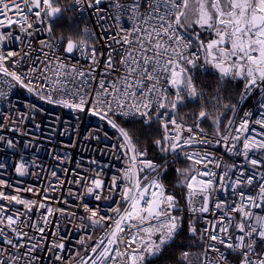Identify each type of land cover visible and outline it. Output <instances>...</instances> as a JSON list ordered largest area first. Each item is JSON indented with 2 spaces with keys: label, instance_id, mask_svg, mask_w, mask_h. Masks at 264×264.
I'll list each match as a JSON object with an SVG mask.
<instances>
[{
  "label": "snow or ice",
  "instance_id": "6c2138e0",
  "mask_svg": "<svg viewBox=\"0 0 264 264\" xmlns=\"http://www.w3.org/2000/svg\"><path fill=\"white\" fill-rule=\"evenodd\" d=\"M104 2L74 0L81 14L85 8L92 9L97 23L113 18L104 15ZM145 4L147 11L142 12ZM108 6L114 10L116 32L103 37L106 50L101 52L99 39L87 26L75 38L55 34L54 22L65 11L57 0H17L11 5L0 0V83L9 90L19 86L41 101L71 110L77 123L81 114L106 122L118 133L119 142L113 148L123 150L117 159L123 158L126 166L107 183L101 172L74 181L84 185L76 199L86 195L96 201H113L105 215L99 207L83 203L88 226L104 233L91 244V234L79 240L83 253H73L75 264H148L185 227L191 237L206 242V264H229L221 247L236 253L238 264H264V215L253 211L264 208V131L250 128L251 112H244L239 121L229 119L222 131V113L213 115L204 107L206 93L192 71L210 67L221 82L244 81L241 103L253 89L264 93V0H132L131 4L108 0ZM122 18L130 22V28L124 27ZM38 33L47 38L35 48ZM10 45H18L19 50ZM34 52L39 54L33 56ZM101 57L103 70L97 73ZM81 58L89 63L82 65ZM216 92L208 102L230 107L235 116L237 106L222 103L220 89ZM7 95L0 89V97ZM190 101L201 104L193 125L180 115L181 107ZM28 107L40 110L35 104ZM259 108L264 110V102ZM116 117L138 122L165 162L145 159L147 147L140 150L139 136L132 135L135 130L122 127ZM260 117L252 123L264 129V111ZM205 121L211 122L212 138L203 126ZM6 143L15 146L12 140ZM213 145L242 161L224 163ZM169 157L187 162L186 167L175 169L179 177L175 186L183 190V204L162 179ZM15 172L20 177L29 175L28 163L22 159ZM105 191L118 199L104 195ZM26 193L38 194L21 180L0 179V242L16 249V254L4 258L6 249L0 247V264H39L38 251L52 254L58 250L61 254L55 260L66 264L65 237L48 248L39 241L29 245L34 238L24 231L26 222L21 217L28 216L37 202L27 199ZM15 204L23 205L25 211L12 212ZM38 207L46 209L43 223L47 225L53 210L44 203ZM59 211L66 214L64 209ZM199 221L203 228L197 227ZM26 226L45 232L30 217ZM209 252L216 255L208 257ZM188 257V252L181 253L182 260Z\"/></svg>",
  "mask_w": 264,
  "mask_h": 264
},
{
  "label": "built area",
  "instance_id": "2783aa9c",
  "mask_svg": "<svg viewBox=\"0 0 264 264\" xmlns=\"http://www.w3.org/2000/svg\"><path fill=\"white\" fill-rule=\"evenodd\" d=\"M6 2L11 5L16 3L17 0H6ZM120 2L131 4L132 0H120ZM73 4L76 16L85 20L84 24L79 25L78 21H74L72 18L73 12L66 13L68 20L73 24V28L78 26L81 34V30L87 26L95 33V38L100 41L97 44L98 49L104 52L106 50V42L103 37L105 35H114L116 32L114 10L109 8L108 0H105L102 5L103 8L107 9L104 15L107 17L111 14L113 18L105 19L100 21V23H97V17L92 9L85 8L83 14H81L80 6L76 5L74 0ZM61 7L65 10L67 9L65 4H62ZM141 11H147L146 4ZM157 11L160 10L157 9ZM121 23L126 28L131 26L126 18H122ZM37 27L40 26L38 25ZM105 28H110V31L105 33ZM55 34L60 36V34ZM63 36L68 37V35L64 34ZM46 38V34L38 33L34 41V47L39 48V41ZM9 47L13 50H19L18 45H10ZM114 47L119 46L114 45ZM38 54V52H34L33 56ZM116 59L118 60L119 57L117 56ZM103 60L104 58L101 57L97 73L103 70ZM71 62L74 63L75 59ZM80 63L87 65L89 62L81 58ZM207 68L215 72L214 69ZM235 81L244 83L242 80ZM0 89L8 93L6 98L0 97V137H4V140L0 141V164L4 166L0 168V179L9 182L21 180L25 186H32L38 193L25 194L27 199L36 201L37 204L33 207L32 212L28 213V216L21 217V220L26 222L24 231L27 232L29 237L34 238L28 241L29 245L39 241L45 248H48L52 242L63 236L66 238V249L62 255L66 264H75L73 253L76 251L83 253V247L79 244V240L91 234L93 239L88 241V244H91L104 233L102 229L94 230L88 226L89 222L86 219L87 214L83 211V203H87L92 208L99 207L100 214L105 215L108 214L107 210L112 206L113 201L103 199L96 201L94 197L86 195L83 196L82 200L76 199L75 196L77 194L84 192V185L83 183H74V181L79 180L81 176L91 177L96 172H101L103 179L107 183L113 175L118 174L119 170L124 169L126 166L125 160L123 158L117 159V156H120L123 150L113 148V145L119 142L118 133L106 122L92 116L81 114L77 123L76 114L72 113L71 110L41 101L19 86L9 90L6 85L0 83ZM262 102H264V93L260 89H253L242 103L238 99L236 115H232L231 119L239 121L243 118L244 112H251L252 116L249 117L250 128H255L257 132L264 131L259 125L252 123L256 119L261 118L260 112L264 110L259 108V104ZM30 104H35L40 110H31L28 107ZM19 113H24L25 115L21 116ZM115 119L134 121L131 118L124 120L116 117ZM73 124L77 125L75 129L70 127ZM105 133H107L108 138L105 137ZM89 135L94 138H86ZM209 138H212V133H209ZM7 140H12L15 146L9 147L6 143ZM212 150L215 151L217 158L224 163L231 164L234 161H242V157L231 156L222 146L213 145ZM22 159L29 165V175L24 177L18 176L15 172V166ZM145 159L149 158L145 157ZM93 161H96V163H93ZM53 172L56 173L55 176L52 175ZM151 178L149 177V179ZM104 195L118 199L115 193L105 191ZM40 203L52 208L54 213V215L48 217L49 222L47 225L43 223V217L47 215V211L38 207ZM17 209L21 212L25 211L24 206L19 204H15L11 211L15 212ZM60 209L66 210V214L61 215ZM253 211L264 215V208L253 209ZM72 213H75V215H72ZM29 217L31 218V223L45 227V232L40 233L34 228L27 227L26 224ZM81 217H84V219L81 220ZM208 219H212V217L209 216ZM237 220H239V216H237ZM198 223L199 228L205 226L203 221ZM5 231L11 235L7 229ZM0 241H2V238H0ZM20 242L24 243L25 241L22 240ZM205 243L203 241L202 259L200 261H191L189 259L190 252L184 249L183 252H188L189 257L187 261L183 260V264H206L204 256ZM0 247L6 249L4 258H7L9 253L16 254V249L9 245L0 242ZM261 247L264 248V245H261ZM220 250L225 253L229 264H238L239 257L236 253L231 252V250H225L223 247ZM23 251L24 249H20V252ZM56 254L61 253H59V250L57 253L52 254L46 251H38L36 253L40 258L39 264H61L60 261L55 260ZM215 255L216 253L213 252L208 253V257H214ZM50 256L51 259L49 258Z\"/></svg>",
  "mask_w": 264,
  "mask_h": 264
},
{
  "label": "trees",
  "instance_id": "16d2710c",
  "mask_svg": "<svg viewBox=\"0 0 264 264\" xmlns=\"http://www.w3.org/2000/svg\"><path fill=\"white\" fill-rule=\"evenodd\" d=\"M60 6L65 4L67 9L64 11L62 19L58 23L54 22V31L60 35H68L73 38L80 35L79 28H73L72 22H70L66 16V13L73 12L72 18L74 21H78L79 25L85 23L84 19H79L75 13V7L73 4V0H57ZM76 23V22H75ZM195 82L202 89L206 95L204 97L203 105L209 111L212 112L213 115H221L222 122V131L227 127V121L231 119L233 113L231 108H223L219 105H213L209 103V99L211 97L216 96V89H220V95L222 97V103L229 105H236L238 99L240 98L241 93L244 90V83L241 81H233V80H225L221 82L218 78V74L210 71L207 67L198 66L195 69H192ZM200 101H190L185 106H182L180 109V115L184 117V120L188 125H193L195 123V116L200 110ZM117 122L121 124L122 127L126 129H134L132 132L134 137L139 136L140 142L138 147L140 150H143L147 147L148 155L147 158L156 161L157 163H164L165 160L163 155L159 152V150L155 147L154 144L149 142L142 130H140V124L136 121H123L117 119ZM211 122L205 121L203 126L212 133ZM168 171L162 177L163 182L166 188L175 193L177 196L181 197V203L183 204L182 194L183 190L176 187V182L179 177L176 174V168H184L187 166V162L183 158L174 159L169 157L167 159ZM199 228V223L197 224ZM203 241L191 237L187 231V227L185 230L176 238L175 242L169 245L166 250L155 259H152L148 262V264H183V260L180 258L181 253L184 249H187L190 252V257L195 258L197 255L202 254ZM189 257V258H190Z\"/></svg>",
  "mask_w": 264,
  "mask_h": 264
},
{
  "label": "rangeland",
  "instance_id": "374dc122",
  "mask_svg": "<svg viewBox=\"0 0 264 264\" xmlns=\"http://www.w3.org/2000/svg\"><path fill=\"white\" fill-rule=\"evenodd\" d=\"M191 261H200L202 259V255H197L195 258H189Z\"/></svg>",
  "mask_w": 264,
  "mask_h": 264
},
{
  "label": "crops",
  "instance_id": "0c3cea01",
  "mask_svg": "<svg viewBox=\"0 0 264 264\" xmlns=\"http://www.w3.org/2000/svg\"><path fill=\"white\" fill-rule=\"evenodd\" d=\"M206 38V37H205Z\"/></svg>",
  "mask_w": 264,
  "mask_h": 264
}]
</instances>
